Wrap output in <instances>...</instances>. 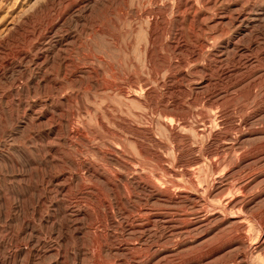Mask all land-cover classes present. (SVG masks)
<instances>
[{
  "label": "rangeland",
  "instance_id": "1",
  "mask_svg": "<svg viewBox=\"0 0 264 264\" xmlns=\"http://www.w3.org/2000/svg\"><path fill=\"white\" fill-rule=\"evenodd\" d=\"M263 150L264 0H0V264H264ZM128 190L207 212L130 227Z\"/></svg>",
  "mask_w": 264,
  "mask_h": 264
},
{
  "label": "bare ground",
  "instance_id": "2",
  "mask_svg": "<svg viewBox=\"0 0 264 264\" xmlns=\"http://www.w3.org/2000/svg\"><path fill=\"white\" fill-rule=\"evenodd\" d=\"M185 7V6H184ZM235 17V16H234ZM149 26V25H148ZM150 28H152V24H150ZM48 28V27H47ZM153 30L154 29H151L149 32H148V34H149V36L151 37L154 33H153ZM150 41H151V39H149ZM150 46V45H149ZM235 47V46H234ZM149 48V47H148ZM146 49L145 50V52L146 53H149V51H150V49ZM145 54V53H144ZM151 57V56H150ZM146 59V58H145ZM147 61V60H146ZM149 64V63H148ZM245 64V63H244ZM149 70V69H148ZM225 72V71H224ZM125 76L127 77V75L125 74ZM114 79H116L117 77L116 76H112ZM117 79H119V78H117ZM121 79V78H120ZM123 80V79H122ZM111 86V85H110ZM113 86V85H112ZM107 87H109V86H107ZM119 87V86H118ZM144 88V87H143ZM110 89V88H109ZM112 89V88H111ZM118 89V91H119V93L120 94H125V91H124V89L120 86L119 88H117ZM136 91V90H135ZM118 94V93H117ZM147 94V93H146ZM148 95V94H147ZM124 96V95H123ZM155 97V96H154ZM134 98V97H133ZM151 98V97H150ZM128 99H130V98H128ZM159 99V98H158ZM136 100H138V99H136ZM156 100V99H155ZM168 101V100H167ZM172 102H174V101H172ZM137 103L140 105V103H141V101L140 100H138L137 101ZM142 104V103H141ZM173 104V103H172ZM175 104V103H174ZM138 106V105H137ZM172 106H175V105H172ZM171 106V107H172ZM178 106V105H177ZM180 106V105H179ZM168 108H169V106H168ZM174 108V107H173ZM179 108V107H178ZM180 109V108H179ZM126 110V109H125ZM176 110V109H175ZM127 111V110H126ZM129 111V110H128ZM156 111V110H155ZM170 113V112H169ZM134 114V113H133ZM159 114H165L163 111H160V113ZM167 114V113H166ZM165 114V115H166ZM178 114V113H177ZM110 115V114H109ZM113 115V114H112ZM131 115V114H130ZM163 115H162V117H163ZM170 115V114H169ZM168 115V116H169ZM173 116H174V114H173ZM109 117V116H108ZM143 117V116H142ZM211 117V116H210ZM179 118H181L180 116H179ZM207 118V117H206ZM109 119V118H108ZM111 119V118H110ZM118 119H119V117H118ZM185 119V118H184ZM114 120V118L112 119V121ZM116 120V119H115ZM175 120H177V119H175ZM179 120V119H178ZM181 120V119H180ZM179 120V121H180ZM204 120V119H203ZM120 121H121V119H120ZM123 121V120H122ZM127 120H125V122H126ZM205 121H208V120H205ZM111 122V121H110ZM117 121H115V123H116ZM119 122V121H118ZM187 122V121H186ZM185 122V123H186ZM111 123H113V122H111ZM122 123H124V121L122 122ZM126 123H128V125H129V131H131V133H133L134 134V136L136 135V137H138V138H142L141 137V132H143V131H141V132H139V128L137 129V128H135V126L133 127L132 126V124H131V122H126ZM163 123V122H162ZM162 123H161V125H162ZM182 123H184V121L182 122ZM220 123V122H219ZM100 124H101V126L104 128L105 127V125H104V123H103V121H101V119H100ZM117 124V123H116ZM115 124V125H116ZM166 124V123H165ZM203 124H204V121H203ZM202 124V125H203ZM117 125H119V124H117ZM124 125V124H123ZM121 126V127H124V126ZM127 125V124H126ZM127 125V126H128ZM134 125V124H133ZM176 125V124H175ZM181 125V124H180ZM185 125H187V123L185 124ZM184 125V126H185ZM206 125H208L207 123H206ZM179 126V125H178ZM120 127V126H119ZM165 127H166V130H167V132L169 133V137L171 136V138H173V139H176V137L177 136H179L178 135V131L176 132V130L174 129V127H171V126H169V124H167V125H165ZM176 127V126H175ZM187 127V126H186ZM194 127V126H193ZM125 128H128V127H125ZM206 128V127H205ZM146 129V128H145ZM196 129V128H195ZM194 129V130H195ZM184 130V129H183ZM209 130H211V129H209ZM146 133H147V131L146 130H144ZM148 131H150V130H148ZM166 132V133H167ZM183 132V131H182ZM188 132V131H187ZM195 132V131H194ZM201 132V131H200ZM209 132V131H208ZM207 132V133H208ZM181 133V132H180ZM198 133V132H197ZM202 133V132H201ZM239 133V132H238ZM240 133H241V131H240ZM247 133V132H246ZM182 134V133H181ZM191 134V133H190ZM203 134V133H202ZM210 135H212L211 133H209ZM209 134H208V136H209ZM216 134V133H215ZM147 135V134H146ZM150 135H151V132H150ZM153 135V134H152ZM201 135V134H200ZM184 136V135H183ZM186 136V135H185ZM197 136V135H196ZM179 137H181L182 138V136H179ZM201 137V136H200ZM213 137H214V135H213ZM242 137V136H241ZM153 138H154V136H153ZM198 138V137H197ZM205 138V137H204ZM219 138V137H218ZM217 138V139H218ZM236 138V140H237V137H235ZM149 139H151V138H149ZM178 139H180V138H178ZM185 139H186V137H185ZM207 139V138H206ZM205 139V140H206ZM209 139V138H208ZM211 139H212V137H211ZM211 139H209V140H211ZM215 139V138H214ZM247 139H248V137H247ZM190 140V139H189ZM216 140V139H215ZM222 140V139H221ZM236 140H234V142H236ZM241 140L242 139H240V141L239 142H241ZM174 141V140H173ZM177 141V140H176ZM175 141V142H176ZM180 141V140H179ZM243 141V140H242ZM174 142V143H175ZM245 142H247L246 141V139H245ZM133 143H134V146L136 147V149H137V151L138 152H140V153H145V150L146 149H144V145H143V143L141 142V140H139V139H134L133 140ZM183 142H181V144H182ZM207 143V142H206ZM213 143V142H212ZM114 144V143H113ZM132 144V143H131ZM152 144V143H151ZM154 144V143H153ZM188 144V143H187ZM215 144V143H214ZM234 144V143H233ZM115 145V144H114ZM176 145H177V143H176ZM183 145H184V143H183ZM206 145H208V144H206ZM210 145H211V143H210ZM209 145V146H210ZM216 145V144H215ZM155 146V145H154ZM153 146V147H154ZM164 146V145H163ZM222 146H224V145H222ZM226 146V145H225ZM179 147V146H178ZM177 147V148H178ZM176 148V147H175ZM183 148V147H182ZM217 148V147H216ZM100 150H101V148H100ZM180 150V149H179ZM192 150V149H191ZM189 151V150H188ZM200 151V150H199ZM264 151V150H263ZM112 152V151H111ZM146 152H147V150H146ZM177 152V151H176ZM184 152V151H183ZM191 152V151H190ZM195 152V151H194ZM193 152V153H194ZM215 152H216V150H215ZM179 153V152H178ZM193 153H191V154H193ZM146 154V153H145ZM174 154V153H173ZM262 154V153H261ZM147 155V154H146ZM181 156V155H180ZM242 156V155H241ZM147 157H149V156H147ZM158 158V157H157ZM181 158V157H180ZM217 158V157H216ZM244 158V157H243ZM149 159V158H148ZM221 159V158H220ZM181 160V159H180ZM219 160V159H218ZM160 161V160H159ZM187 161V160H186ZM234 162H235V160H233ZM211 162V161H210ZM223 162H225V160L223 161ZM232 162V161H231ZM158 163V162H157ZM162 163V162H161ZM187 164V163H186ZM197 164V163H196ZM218 164L219 163H212L211 165L209 164V166H211V170H217V168L218 167H220V166H218ZM226 164H228V163H226ZM236 164H238V161L236 162ZM188 165V164H187ZM234 165V164H233ZM191 166V165H190ZM235 166V165H234ZM233 166V167H234ZM238 166V165H237ZM194 167V166H193ZM231 167V166H230ZM210 168V167H209ZM235 168H236V166H235ZM225 169V168H224ZM228 169H229V167H228ZM210 170V169H209ZM221 170V169H220ZM227 170V169H226ZM188 171V170H187ZM136 172V171H135ZM226 172V171H225ZM225 172H223V173H225ZM189 173V172H188ZM192 172H190L189 174H191ZM210 173H212V172H210ZM222 173V174H223ZM185 174V173H184ZM188 174V175H189ZM139 175V174H138ZM213 175V174H212ZM251 175V174H250ZM190 176V175H189ZM205 176V175H204ZM126 177V176H125ZM141 176H139V178H140ZM202 177V176H201ZM212 177V176H211ZM211 177H210V180L213 182V180L211 179ZM219 177V176H218ZM221 177V176H220ZM227 177V176H226ZM130 178H132V176L130 177ZM129 178V179H130ZM137 178V177H136ZM143 178V177H142ZM188 179H189V181L187 180V184L189 185V186H193L194 188H197L198 186H197V183H195V181H193V180H191L189 177H188ZM206 179V178H205ZM215 179H217V177L215 178ZM219 179V178H218ZM217 179V180H218ZM221 179V178H220ZM225 179H227V178H225ZM146 180V179H145ZM196 180V179H195ZM134 181V180H133ZM138 181H142V179L140 180H138ZM137 181V182H138ZM144 181V180H143ZM142 181V182H143ZM164 181V180H163ZM197 181V180H196ZM208 183H209V181L208 180H206ZM222 181H224L223 179H222ZM222 181L220 180H218V181H215L214 183H211V185L209 186V188H207V190L208 191H206V193H212L213 191H214V193H216L215 191H222V190H224V191H226L227 190V187L225 188V186L227 185V183L228 184H230L229 182H227L226 183V185L224 186L223 184H222ZM125 182V181H124ZM145 182V181H144ZM182 182V181H181ZM204 182V181H203ZM147 183V182H146ZM180 183V182H179ZM232 183V182H231ZM172 184H173V182H172ZM202 184V183H201ZM210 184V183H209ZM208 184V185H209ZM133 185V184H132ZM137 185L139 186V188H137V189H139L140 190V188H142L143 186H145L146 184L145 183H137ZM136 185V186H137ZM155 185V184H154ZM158 185V184H157ZM173 185H175L176 186V183L175 184H173ZM183 185V184H182ZM203 185V184H202ZM201 185V186H202ZM129 186V185H128ZM135 186V185H134ZM147 186H148V184H147ZM149 186H151V187H153V185H149ZM169 186V185H168ZM207 186V185H206ZM146 187V186H145ZM158 187V186H157ZM160 187V186H159ZM178 187H180V186H178ZM178 187H177V189H178ZM202 187H204V186H202ZM208 187V186H207ZM235 187H237V186H235ZM242 187V185H240V188ZM125 188V187H124ZM127 188V187H126ZM144 188V187H143ZM181 188V187H180ZM206 188V187H205ZM204 188V189H205ZM230 188V187H229ZM243 188V187H242ZM242 188H241V190H242ZM245 189H246V186L244 187ZM151 189V188H150ZM156 189V188H155ZM154 188H153V190H155ZM170 189V188H169ZM199 189V188H198ZM145 190H147V189H145ZM158 190V189H157ZM159 190H161V189H159ZM158 190V191H159ZM180 190V189H179ZM178 190V191H179ZM197 190V189H196ZM206 190V189H205ZM229 190V189H228ZM235 190V189H234ZM239 190V189H238ZM129 192H127L126 193V196H125V200H127V201H130L129 199V197H132L133 199L134 198H137V200L136 201H138V203L136 204V208L133 210L134 211V213L132 214V213H130L131 215H129L128 214V216H129V219L127 220L126 219V223L128 224V226H130V227H133L132 225H134V224H136V223H138V225H136V226H139V227H142V228H144V227H149V226H151V227H155L156 225H157V223L159 222V221H161L160 223L161 224H164V225H167L168 227H166V229H170V227L171 226H173L174 224H175V221L176 220H179V219H176L175 220V218L173 217V215H175V216H182V218L185 216H187V211L185 212V210H182L181 211V209L179 210V211H181L180 213H174V212H177V211H175L174 210V212L173 213H171L170 214V216H168L167 218H165L164 217V215H161L160 213H161V211L163 210V212L165 213H168V212H170V211H173V209H174V207H172L173 205H176L177 203L180 205V203H184V202H187L189 205H191V206H193V209H192V211L194 212V213H192V214H197V215H199L198 213H200V212H203L204 213V211L205 212H207L206 211V209H201V208H198L197 207V204L198 203H200L201 202V200H198V201H196V198H200V196H189V194L188 195H183L182 194V192H177V193H168V192H170V190L168 191V192H163V193H159V194H157V193H154V194H157V195H155V196H153V194L151 195V196H149L148 198H146L145 197V199H141L140 198V196L141 195H139V193L136 191V190H133V191H131V190H128ZM141 191H142V189H141ZM144 191V190H143ZM142 191V192H143ZM151 191H152V189H151ZM166 191V190H165ZM175 191V190H174ZM203 191V190H202ZM236 191V190H235ZM234 191V192H235ZM145 192V191H144ZM185 192H186V190H185ZM247 192V191H246ZM184 193V192H183ZM190 193V192H189ZM193 194H195L194 192H192ZM244 193V192H243ZM243 193H241V194H243ZM262 193V192H261ZM148 195V194H147ZM150 195V194H149ZM212 195V194H211ZM222 195V194H221ZM233 195V194H232ZM144 196V195H143ZM142 196V197H143ZM237 196V195H236ZM106 197H108V196H104V197H102V199H101V202H104V203H110V199L108 200V199H106ZM211 197V196H210ZM232 197H234V196H232ZM243 196H241V198H242ZM264 197V196H263ZM120 198V196L119 195H117L116 196V200H118ZM144 198V197H143ZM244 198V197H243ZM242 198V199H243ZM251 198V197H250ZM238 199L239 198H237V200L236 199H230L231 201L230 202H227L226 203V205L228 206V205H231V206H228L229 208L228 209H230L231 210V208H233L235 205H237V203H239L238 202ZM120 200V199H119ZM118 200V201H119ZM180 200H181V202H180ZM244 200V199H243ZM203 201V200H202ZM225 201H227V199L225 200ZM224 200H223V202H225ZM240 201H241V199H240ZM245 201V200H244ZM133 203V202H132ZM132 203H131V205H132ZM161 204V205H163V206H161V207H159L158 209H156V210H160V212L159 213H153L152 214V212H154V209H153V206L152 205H156V204ZM243 202H241V204H242ZM121 204V203H120ZM185 204V203H184ZM240 204V205H241ZM246 204H247V202H246ZM109 206H111V204H108ZM107 205V207H109ZM200 205V204H199ZM202 205V204H201ZM243 205V204H242ZM105 206V205H104ZM208 206V205H207ZM132 207H134V206H132ZM182 207H184V206H182ZM218 207H220V205L218 206ZM236 207H238V206H236ZM243 207V206H242ZM154 208H155V206H154ZM207 208V207H206ZM183 209V208H182ZM184 209H186V207L184 208ZM224 209V212L226 211V208H223ZM227 209V210H228ZM235 209V208H234ZM233 209V210H234ZM131 210V209H130ZM187 210V209H186ZM207 210H209V209H207ZM211 210V209H210ZM219 210V209H218ZM217 210V211H218ZM151 212V213H150ZM227 212V211H226ZM233 212V211H232ZM191 213V212H190ZM216 213V215H217V212H215ZM228 213V212H227ZM234 213V212H233ZM225 214V213H224ZM223 214V215H224ZM235 214V213H234ZM127 215V214H126ZM197 215H195V216H197ZM205 215H207V214H205ZM213 215V214H212ZM255 215V214H254ZM128 216H127V218H128ZM234 216V215H233ZM236 216V215H235ZM203 217H205V216H203ZM216 217V216H215ZM214 217V219H216ZM177 218V217H176ZM181 218V217H180ZM228 218V217H227ZM227 218H226V220H227ZM237 218V217H236ZM184 219V218H183ZM208 219H209V216H207L205 219H202V220H200V221H198V222H204L205 221V223L208 221ZM213 219V220H214ZM221 219V218H220ZM254 219V218H253ZM175 220V221H174ZM187 220V219H186ZM196 220H198V219H196ZM222 220V219H221ZM241 220V219H240ZM145 221V222H144ZM180 221V220H179ZM228 221V222H227ZM227 221H225V222H223V223H236L235 221H231V219H229L228 218V220ZM229 221H231V222H229ZM238 221H239V219H238ZM183 222V221H182ZM219 222V221H218ZM241 222V221H240ZM221 223V222H220ZM177 224H179V223H177ZM200 224V223H199ZM204 224V223H203ZM211 224V223H210ZM210 224H209V227H210ZM214 224V223H213ZM216 224V223H215ZM214 224V225H215ZM141 225H143V226H141ZM147 225H149V226H147ZM182 225H184L183 223H182ZM222 225V223L221 224H219V226H221ZM232 225V224H231ZM234 225V224H233ZM232 225V226H233ZM261 230H260V234H259V236L257 237L258 238V242H259V244H264V221L261 223ZM135 226V225H134ZM161 226V225H160ZM179 226V225H178ZM196 226V223H194V221H191V220H188L187 222H186V228H193V227H195ZM199 226V225H198ZM197 226V227H198ZM213 226V225H212ZM225 226V225H224ZM237 226H238V223H237ZM236 226V227H237ZM129 227V228H130ZM154 227H153V229H154ZM157 227V226H156ZM155 227V228H156ZM176 227V226H175ZM174 227V228H175ZM180 227V226H179ZM197 227H196V229H197ZM203 227V226H202ZM206 227V226H205ZM138 228V227H137ZM165 228V227H164ZM181 228V227H180ZM214 228V227H213ZM241 228V227H240ZM199 229V228H198ZM201 229V228H200ZM233 229H234V227H233ZM238 228H236V230H237ZM181 230V229H180ZM205 230H206V228H205ZM210 230V229H209ZM183 231V230H182ZM188 231V230H187ZM200 231V230H199ZM185 232H186V230H185ZM197 232V231H196ZM201 232H203V231H201ZM201 232H199V233H201ZM182 233V232H181ZM187 233V232H186ZM194 233V232H193ZM204 233V232H203ZM203 233H201V234H203ZM239 233V232H238ZM259 233V232H258ZM188 234V233H187ZM192 234V233H191ZM205 234H206V232H205ZM196 235V234H195ZM200 235V234H199ZM189 236V235H188ZM194 236V235H193ZM192 236V237H193ZM195 237V236H194ZM197 237V236H196ZM190 238V237H189ZM236 238V237H235ZM194 239V238H193ZM233 239V238H232ZM240 239H241V237L239 238V240L238 241H240ZM237 240V239H236ZM241 240H243V239H241ZM234 241H235V239H234ZM244 241V240H243ZM257 241V240H256ZM236 242V241H235ZM240 243V242H239ZM244 243V242H243ZM257 243V242H256ZM234 246H233V245ZM231 245L233 246V247H235L236 245H238L237 243H232ZM241 244V243H240ZM258 244V245H259ZM250 245V244H249ZM255 245V244H254ZM254 245H253V247H254ZM119 246V245H118ZM261 246V245H260ZM240 247H242V246H240ZM250 247V246H249ZM262 247V246H261ZM124 248V247H123ZM235 249V248H234ZM254 249H255V247H254ZM263 249V248H262ZM219 248H216V249H213L211 252H209V254H207V255H205L204 254V256L202 257V259L203 258H207V256H209L210 254H216V253H218L219 252ZM237 250H239V249H237ZM252 250V249H251ZM258 250V249H257ZM256 250V251H257ZM249 252V251H248ZM261 252H263V250H261ZM244 253V252H243ZM235 254V253H234ZM233 254V255H234ZM166 255V254H165ZM237 256V255H236ZM245 256V255H244ZM244 258V257H243ZM235 260V259H234ZM242 260V259H241ZM236 261V260H235ZM243 262V261H242Z\"/></svg>",
  "mask_w": 264,
  "mask_h": 264
}]
</instances>
